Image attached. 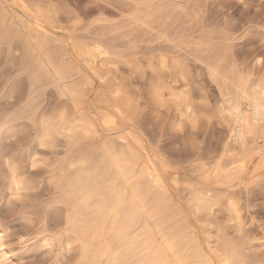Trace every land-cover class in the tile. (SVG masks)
<instances>
[{"label":"rangeland","instance_id":"rangeland-1","mask_svg":"<svg viewBox=\"0 0 264 264\" xmlns=\"http://www.w3.org/2000/svg\"><path fill=\"white\" fill-rule=\"evenodd\" d=\"M38 1L57 11L53 26L58 35L72 36L80 47L91 43L105 47L102 57L108 63L79 66L94 70L90 72L93 78L95 73L97 95L119 92L129 109L133 135L158 163L178 172L180 201L192 222L206 229L205 217L198 222L194 196L203 190L204 171L227 142L233 143L224 124L231 95H226L220 75L213 78L208 64L225 53L244 72L264 74V0H173L178 19L165 26L156 22L152 30L129 26V12L116 0ZM161 1L172 2L156 3ZM162 54L165 67L159 65ZM24 58L21 47L15 49L0 38V123L5 122L0 131V256L4 264H78L82 245L94 238L95 229L80 231L94 218L80 195L92 181L74 182L81 174L80 163L96 159L93 147L99 143L55 128L60 112L73 119L72 106ZM155 91L161 92L160 100ZM170 93L181 99L187 94L189 99L178 103ZM44 131L52 133L44 138ZM117 131L102 136L110 140L114 135L120 143L117 138L125 132ZM6 162L21 176L18 195L9 190ZM230 197L240 209L244 246L240 264H264V178L236 185ZM137 231L135 227L133 235ZM43 238L52 240V250L43 247Z\"/></svg>","mask_w":264,"mask_h":264},{"label":"bare ground","instance_id":"bare-ground-1","mask_svg":"<svg viewBox=\"0 0 264 264\" xmlns=\"http://www.w3.org/2000/svg\"><path fill=\"white\" fill-rule=\"evenodd\" d=\"M156 1L115 2L129 12V26L152 30L156 22L165 26L167 21L178 19L173 0ZM57 14L51 5L43 6L38 0H0V38L7 39L8 45L14 44L15 49L21 47L25 62L36 65L35 71L42 73L72 106L73 119L60 112L55 128L76 139L99 143L93 147L96 159L89 164L80 163L81 174L74 182L78 185L82 178L92 181L80 187V195L83 194L86 209L94 213V218L84 222L80 231L95 229L94 238L82 245L78 264H240L244 248L239 236L240 209L230 196L236 185L264 178V74L244 72L225 53L208 64L215 74L213 78L220 75L226 95H231L227 98L228 119L224 124L228 139H233L234 144L227 142L219 158L202 174L203 190L194 200L196 213L200 215L198 222L202 223V217L207 219V228L203 229L192 222L180 201L178 172L158 163L157 157L133 135L129 109L122 103L119 92H101L98 85L97 95L95 73L93 78L90 72L94 70L89 68V73L79 66L108 63L109 59L102 57L107 53L105 47L91 42L80 47L72 36L58 35L53 26ZM255 59L259 63L257 54ZM159 65H167L164 55ZM34 76L32 83L37 80V75ZM154 96L157 100L162 98L160 91H155ZM170 96L177 102L189 99L187 94L183 99L174 93ZM30 107H34L33 100ZM4 126L5 122L0 123V131ZM117 130L125 132L117 138L120 143L115 142L114 135L110 140L102 136L106 131ZM51 133L46 131L42 135ZM231 152L235 153L229 155ZM9 163L6 162L9 190L17 194L21 176ZM135 227L139 231L133 235ZM231 234L234 235L230 237ZM48 238L42 239L43 247L52 250L54 245ZM4 262L0 256V264Z\"/></svg>","mask_w":264,"mask_h":264}]
</instances>
